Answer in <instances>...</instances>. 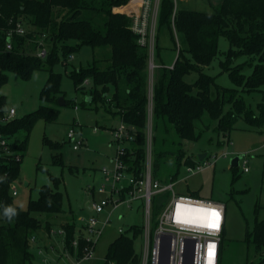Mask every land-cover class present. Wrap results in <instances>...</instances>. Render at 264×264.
<instances>
[{
    "label": "trees",
    "instance_id": "1",
    "mask_svg": "<svg viewBox=\"0 0 264 264\" xmlns=\"http://www.w3.org/2000/svg\"><path fill=\"white\" fill-rule=\"evenodd\" d=\"M136 2L0 0V86L7 82L8 72H15L23 79H29L39 69H46L49 73L40 94L43 104L31 113L15 117L8 123H0V132L13 138V150L21 152L26 149L29 134L38 119H57L60 109L48 105L62 93V73L55 71L54 66L60 62L67 65L73 52L85 45L110 46V63L103 69L95 64L80 66L69 75L77 90L85 80L92 82V101H83V105L89 103L98 107V104H102L110 112L120 115L121 123L128 132L127 138L123 139L121 157L130 171L138 174L144 168L150 102L153 145L160 126L166 132L173 128L182 140H197L202 134L198 132L197 124L202 122L206 112L217 121L219 130L229 135L237 122V111L244 110V101L238 100L239 97L234 94L236 88L221 86L215 76L203 71V67L210 65L217 57L218 39L224 36L230 48L225 53V59L220 61V66L228 73L234 86H242L245 90H257L264 86V0H218L212 12L177 8L174 18V0H161L157 26L167 24L171 31L175 28L185 36L187 48H179L173 68L163 64L155 68L157 72L154 73L151 101L149 52L139 43V36L132 29V17L124 10L132 8ZM18 21L29 27L25 34L16 32ZM9 31H12L11 37ZM9 41L11 49L7 48ZM40 41L44 42L46 49L44 57L38 55ZM157 48L156 41L158 55ZM240 56H253L256 59L248 77L232 67ZM192 71L199 74L190 83L185 76ZM6 101L5 95L0 93V113L6 107ZM65 104H69V101H65ZM227 105H231L228 110ZM249 122L262 126L264 117L259 123ZM47 143L55 151L52 154L53 162L62 163L59 143L52 140H47ZM171 154L174 155L178 172L183 164L195 162L190 155L182 152V148ZM20 164L0 155V178H3L0 180V264H34L35 253L31 249L30 237L42 228L49 231L53 227L38 214L57 215L64 211V194L59 189L58 177L53 178L52 187L41 186L39 197L31 198L26 209H21L14 202L10 183L17 179ZM154 176L157 178V175ZM8 206L17 211L11 221L3 214ZM61 226L66 229L65 240L70 246L76 225L66 222ZM134 231L133 236L120 234L116 237L106 257L125 264H138L135 238L140 234V229L135 228ZM246 240L253 242L256 249L263 253L264 219L256 218L253 230L247 232ZM222 258L223 246L220 264Z\"/></svg>",
    "mask_w": 264,
    "mask_h": 264
},
{
    "label": "rangeland",
    "instance_id": "2",
    "mask_svg": "<svg viewBox=\"0 0 264 264\" xmlns=\"http://www.w3.org/2000/svg\"><path fill=\"white\" fill-rule=\"evenodd\" d=\"M176 1L178 9L212 12L218 0ZM156 27L153 32L154 37L152 36L154 50L151 52L149 45L146 48L149 55L151 53L154 55V64L169 67L175 62L179 48H187V41L183 34L178 33L175 28L171 31L167 24ZM24 28L25 31L29 30L25 25ZM153 28L150 25L149 41L153 35L151 33ZM218 46L217 57L210 65L204 66L203 71L215 76L221 86L236 88L234 94L239 97L238 100L244 101V110L237 111L238 119L229 135L219 130L217 121L207 112L202 122L197 124L198 132L202 133L197 140H182L173 128L170 127L166 132L160 126L156 131L153 145V174L163 183L174 182L177 194L225 203L227 220L222 243V264H264L262 260L264 250L260 253L253 242L246 240L247 232L253 230L256 218L264 219V124L257 126L249 122L259 123L264 117L262 115L264 86L257 90H245L242 86L235 87L228 73L220 66V61L225 59L230 43L224 36H220ZM111 56L110 46L85 45L73 52V58L69 57L67 65L60 62L54 66L55 71L62 73V93L48 105L59 108L60 112L54 121L38 119L29 134L26 149L21 151L23 158L19 175L14 181L18 192L13 196L14 202L21 209H26L31 198L39 197L41 186L52 187L53 178L58 177L59 189L64 194V211L57 215L38 214L43 221H48L56 228L66 222H80L79 218H85L92 213L86 206V202L91 198L88 188L98 187L103 182L101 167H112L111 159L119 147L113 128L121 125L120 115L110 112L102 104H98V107L89 103L83 105V101L88 99L92 101L90 91L92 82L85 80L80 90H77L69 75L72 70L80 66L95 64L103 69L110 63ZM255 62L253 56H240L232 67L239 69L245 77H248ZM156 72L155 67L153 70L149 67L150 101ZM198 74L197 71H192L185 76V79L190 83L194 82ZM48 75L46 69H39L29 79H23L15 72H8L7 82L0 86V93L5 95L7 100L4 109L14 107L17 111L16 117L38 109L43 104L40 94ZM60 97L69 101V104L60 105L58 102ZM150 104L152 105L151 102ZM75 105L78 106L77 109ZM229 108L231 105L226 106V110ZM70 129L75 131L78 139L83 140V144L77 150L73 149L74 142L67 137ZM47 140L58 142L61 146L58 152L62 155V163L53 162L52 154L55 151L51 149ZM145 142L147 143L146 140ZM145 146L147 149V144ZM180 148L195 162L201 153H207L208 158L216 155L218 159L214 165L195 173L187 171V164H183L178 172L174 155L171 153H176ZM236 156H241V159L239 165L232 168L231 160ZM244 160L247 161L248 172L243 171ZM168 201L169 197L166 203ZM120 214L122 217L119 216ZM158 216L159 213L154 216V222L158 220ZM0 222H2L1 213ZM143 222L142 203L134 202L131 206L119 207L97 244V259L106 257L112 241L120 234L119 227H123L125 233L131 235L129 227L141 226ZM45 233L44 228L38 231L39 237L43 240ZM31 248L35 249L34 244ZM142 248L143 240L138 236L135 240V250L141 254Z\"/></svg>",
    "mask_w": 264,
    "mask_h": 264
},
{
    "label": "built area",
    "instance_id": "3",
    "mask_svg": "<svg viewBox=\"0 0 264 264\" xmlns=\"http://www.w3.org/2000/svg\"><path fill=\"white\" fill-rule=\"evenodd\" d=\"M132 8L124 9L132 17V29L139 36V43L150 46L154 50V30H156L159 6L161 0H136ZM174 13L177 11V1L174 0ZM153 30L149 41V30ZM16 32L25 34L21 21L17 22ZM9 37L12 31L8 32ZM9 41L7 48L11 49ZM149 52V51H148ZM46 49L40 41L38 55L44 57ZM151 56V59H150ZM73 58V55L70 56ZM154 55H149L151 69L157 66L153 62ZM174 63L169 66L173 68ZM77 109L78 106L75 105ZM16 109H3L0 113V123H8L16 117ZM97 128H95L96 130ZM119 147L113 155L112 167H101L104 177L98 186L89 187L91 198L88 206L92 212L87 217L79 218L75 222L76 230L70 246L66 244V229L52 227L46 231L43 238L37 234L30 237L31 246L34 244V264H125L116 259L105 257L97 259L96 248L107 225L112 222L114 212L122 205L131 206L134 202L142 203L144 222L141 226H130L131 236L135 228L140 229L143 248L138 254V264H220L222 253L223 233L226 225V205L220 201L200 199L193 196L177 194L174 182L163 183L153 174V121L152 105H149L146 127L145 163L143 171L138 174L130 171L124 163L121 154L124 137L128 134L126 126L121 125L113 130ZM67 137L73 143V149H79L83 140L78 139L73 129ZM13 138L0 132V155L17 162L22 161V153L13 150ZM218 157L207 156L187 165V171L195 173L214 165ZM243 171L248 172L247 161H243ZM10 192L17 195V187L12 181ZM169 201L166 203V201ZM159 213L158 220L154 216ZM216 213L218 215H213ZM122 217V214L119 215ZM120 234H126L123 227H119ZM119 234V235H120ZM135 238V240H136ZM41 240V241H40ZM49 240L50 242H46ZM55 241V243H54ZM32 249V248H31Z\"/></svg>",
    "mask_w": 264,
    "mask_h": 264
},
{
    "label": "water",
    "instance_id": "4",
    "mask_svg": "<svg viewBox=\"0 0 264 264\" xmlns=\"http://www.w3.org/2000/svg\"><path fill=\"white\" fill-rule=\"evenodd\" d=\"M150 69L152 67V64L149 65ZM59 104L60 105H64L65 104V100L63 97H60L59 100H58ZM207 156V153H201L198 155V158L199 160H202L204 159L205 157ZM240 159H241V156H236L234 157L232 160H231V167H236L239 165V162H240ZM27 184V183H26ZM87 208H89L88 206V203L86 204Z\"/></svg>",
    "mask_w": 264,
    "mask_h": 264
},
{
    "label": "clouds",
    "instance_id": "5",
    "mask_svg": "<svg viewBox=\"0 0 264 264\" xmlns=\"http://www.w3.org/2000/svg\"><path fill=\"white\" fill-rule=\"evenodd\" d=\"M3 178H0L2 180ZM4 217L11 221L16 215L17 211L14 207L8 206L4 208Z\"/></svg>",
    "mask_w": 264,
    "mask_h": 264
},
{
    "label": "crops",
    "instance_id": "6",
    "mask_svg": "<svg viewBox=\"0 0 264 264\" xmlns=\"http://www.w3.org/2000/svg\"><path fill=\"white\" fill-rule=\"evenodd\" d=\"M123 8V7H122ZM88 203V201L86 202V204ZM89 209V208H88ZM226 210H227V208H226ZM226 220H227V212H226ZM75 223V222H74ZM225 231H226V225H225ZM46 242H50L49 240H46ZM96 264H99V263H97L96 262Z\"/></svg>",
    "mask_w": 264,
    "mask_h": 264
},
{
    "label": "snow or ice",
    "instance_id": "7",
    "mask_svg": "<svg viewBox=\"0 0 264 264\" xmlns=\"http://www.w3.org/2000/svg\"><path fill=\"white\" fill-rule=\"evenodd\" d=\"M213 215H218V214H216V213H213Z\"/></svg>",
    "mask_w": 264,
    "mask_h": 264
}]
</instances>
